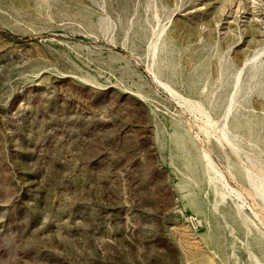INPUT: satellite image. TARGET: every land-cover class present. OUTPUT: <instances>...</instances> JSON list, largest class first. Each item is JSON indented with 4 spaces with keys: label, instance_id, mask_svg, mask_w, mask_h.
<instances>
[{
    "label": "rangeland",
    "instance_id": "rangeland-1",
    "mask_svg": "<svg viewBox=\"0 0 264 264\" xmlns=\"http://www.w3.org/2000/svg\"><path fill=\"white\" fill-rule=\"evenodd\" d=\"M263 178L264 0H0V264H264Z\"/></svg>",
    "mask_w": 264,
    "mask_h": 264
},
{
    "label": "built area",
    "instance_id": "built-area-1",
    "mask_svg": "<svg viewBox=\"0 0 264 264\" xmlns=\"http://www.w3.org/2000/svg\"><path fill=\"white\" fill-rule=\"evenodd\" d=\"M192 222L196 225V226H201V220L198 218H192Z\"/></svg>",
    "mask_w": 264,
    "mask_h": 264
},
{
    "label": "bare ground",
    "instance_id": "bare-ground-1",
    "mask_svg": "<svg viewBox=\"0 0 264 264\" xmlns=\"http://www.w3.org/2000/svg\"><path fill=\"white\" fill-rule=\"evenodd\" d=\"M164 85H167L166 83L164 84ZM174 93H175V91H174ZM178 94V93H177ZM179 95V94H178ZM180 96V95H179ZM181 97H183L182 95H181ZM187 99V98H186ZM188 100V99H187ZM206 155V157L208 158V160H210V157H209V155L208 154H205ZM264 179V178H263Z\"/></svg>",
    "mask_w": 264,
    "mask_h": 264
}]
</instances>
